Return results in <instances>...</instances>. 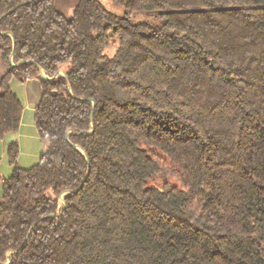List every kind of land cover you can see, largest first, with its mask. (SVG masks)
<instances>
[{
	"label": "trees",
	"instance_id": "trees-1",
	"mask_svg": "<svg viewBox=\"0 0 264 264\" xmlns=\"http://www.w3.org/2000/svg\"><path fill=\"white\" fill-rule=\"evenodd\" d=\"M114 1L163 22L0 0V137L36 77L48 143L9 144L0 264H264V0Z\"/></svg>",
	"mask_w": 264,
	"mask_h": 264
},
{
	"label": "crops",
	"instance_id": "crops-1",
	"mask_svg": "<svg viewBox=\"0 0 264 264\" xmlns=\"http://www.w3.org/2000/svg\"><path fill=\"white\" fill-rule=\"evenodd\" d=\"M10 85L21 99L23 111L18 130L0 137V197L3 194V179L9 177L8 175L14 168V164L9 159V144L12 142L18 143L19 154L17 163L24 168H29L39 163L41 156L48 148L47 141L38 132L35 117L36 107L40 103L44 92L41 80L36 77H29L24 82L12 79ZM38 157L40 158L39 160L37 159ZM22 158H25V160L22 161ZM33 158H35L34 162H27L32 161L31 159Z\"/></svg>",
	"mask_w": 264,
	"mask_h": 264
},
{
	"label": "rangeland",
	"instance_id": "rangeland-1",
	"mask_svg": "<svg viewBox=\"0 0 264 264\" xmlns=\"http://www.w3.org/2000/svg\"><path fill=\"white\" fill-rule=\"evenodd\" d=\"M79 1L80 0H55V6L59 11L63 12L68 18H71L74 14L75 7L79 3ZM99 1L113 13L119 16H128L134 22H137V23L151 22L155 24H160L163 22V17L161 16L159 10L130 11L125 7L124 4L118 3L114 0H99ZM113 51H114V45L112 44L110 47H108L107 52L111 54L113 53ZM1 68L2 67H1V60H0V70ZM37 159L39 160L40 158L38 157ZM23 160H25V158H22V161ZM27 160H30V159H27ZM31 160L32 161H27V162H34L35 158ZM12 171L10 172L8 176L11 175Z\"/></svg>",
	"mask_w": 264,
	"mask_h": 264
},
{
	"label": "water",
	"instance_id": "water-1",
	"mask_svg": "<svg viewBox=\"0 0 264 264\" xmlns=\"http://www.w3.org/2000/svg\"><path fill=\"white\" fill-rule=\"evenodd\" d=\"M11 62L13 63V56H11ZM41 74L44 76V77H46V78H50L46 73H45V71L41 68ZM59 74H63V75H66V73L64 72V71H59L58 73H57V75H59ZM56 75V76H57ZM83 184V183H82ZM82 184H81V186H82ZM65 194H66V192L65 193H63L62 195H61V197H60V199H61V201H62V203H63V206H65L66 205V202H65V200H64V196H65ZM58 213H60V212H57L56 214H58ZM9 254H11V252L9 253ZM8 262H9V260H8ZM7 262V263H8ZM7 263H4V264H7Z\"/></svg>",
	"mask_w": 264,
	"mask_h": 264
}]
</instances>
